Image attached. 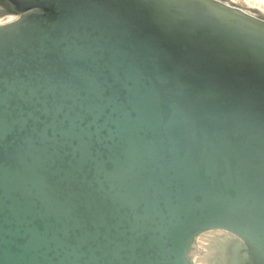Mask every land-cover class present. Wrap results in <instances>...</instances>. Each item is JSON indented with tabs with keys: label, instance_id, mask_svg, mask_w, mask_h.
<instances>
[{
	"label": "water",
	"instance_id": "obj_1",
	"mask_svg": "<svg viewBox=\"0 0 264 264\" xmlns=\"http://www.w3.org/2000/svg\"><path fill=\"white\" fill-rule=\"evenodd\" d=\"M0 264H264V13L236 0H0Z\"/></svg>",
	"mask_w": 264,
	"mask_h": 264
},
{
	"label": "rangeland",
	"instance_id": "obj_2",
	"mask_svg": "<svg viewBox=\"0 0 264 264\" xmlns=\"http://www.w3.org/2000/svg\"><path fill=\"white\" fill-rule=\"evenodd\" d=\"M250 8H252L253 10H259V8H255L250 6L247 2L245 1H240V0H236ZM246 3V4H245ZM261 11V10H260ZM1 17V16H0ZM217 231V230H211V231H207L203 234H200L197 238H196V242H195V247H194V251H193V258L194 259H199L200 257H208L210 254V251H212V248L210 247V245L215 242L214 238V234L213 232ZM201 236H205L207 238V240H202L200 237ZM198 262H200L201 264H206L207 259H199Z\"/></svg>",
	"mask_w": 264,
	"mask_h": 264
},
{
	"label": "bare ground",
	"instance_id": "obj_3",
	"mask_svg": "<svg viewBox=\"0 0 264 264\" xmlns=\"http://www.w3.org/2000/svg\"><path fill=\"white\" fill-rule=\"evenodd\" d=\"M240 1H245L247 2L250 6L252 7H257L259 8V10H261V12L264 13V0H240ZM246 4V3H245ZM15 17V15L13 14H9V15H5V16H1L0 17V23L1 22H5V21H8V20H11ZM213 232V231H212ZM224 231H221V230H217L215 232H213L214 236H222L224 235ZM202 240H207V238L205 236H201L200 237ZM208 257H200L199 259H204L206 260ZM199 259H195L196 261V264H201L200 262H198Z\"/></svg>",
	"mask_w": 264,
	"mask_h": 264
}]
</instances>
